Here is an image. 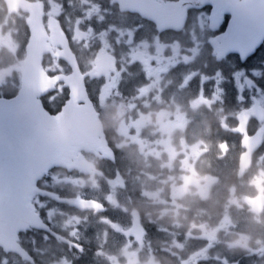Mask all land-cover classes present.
I'll return each instance as SVG.
<instances>
[{"label":"flooded vegetation","instance_id":"af4514ba","mask_svg":"<svg viewBox=\"0 0 264 264\" xmlns=\"http://www.w3.org/2000/svg\"><path fill=\"white\" fill-rule=\"evenodd\" d=\"M24 1L0 0V99L36 10L53 84L37 101L59 116L78 76L106 149L35 182L0 264H264V0H154L184 11L177 28L114 0Z\"/></svg>","mask_w":264,"mask_h":264},{"label":"water","instance_id":"95a60500","mask_svg":"<svg viewBox=\"0 0 264 264\" xmlns=\"http://www.w3.org/2000/svg\"><path fill=\"white\" fill-rule=\"evenodd\" d=\"M114 1L123 10L172 28L180 27L185 16L170 4L157 7L154 0ZM18 5L30 8L24 0ZM31 14L21 88L13 99H0V247L4 251H17V234L33 223L26 202L38 179L51 167H65L78 150L106 149L100 122L78 76L66 81L69 102L59 116L48 115L37 101L53 90V84L40 66L46 47L39 14L36 10ZM77 101L84 104L77 106Z\"/></svg>","mask_w":264,"mask_h":264},{"label":"trees","instance_id":"16d2710c","mask_svg":"<svg viewBox=\"0 0 264 264\" xmlns=\"http://www.w3.org/2000/svg\"><path fill=\"white\" fill-rule=\"evenodd\" d=\"M49 109V108H48Z\"/></svg>","mask_w":264,"mask_h":264}]
</instances>
